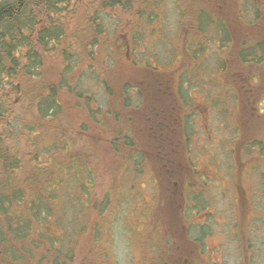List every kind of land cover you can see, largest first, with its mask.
<instances>
[{
  "label": "rangeland",
  "instance_id": "374dc122",
  "mask_svg": "<svg viewBox=\"0 0 264 264\" xmlns=\"http://www.w3.org/2000/svg\"><path fill=\"white\" fill-rule=\"evenodd\" d=\"M243 1L185 0V14L182 0H138L130 15L119 9L103 15L106 36L90 48L101 63L83 76L72 72V97L60 92L72 149L86 154L95 171L94 203L107 200L108 208L103 217L99 208L84 213L89 231L73 264H114L116 225L129 244V264H264V60L255 67L238 57L242 41H264V0ZM200 10V18L207 12L216 21L202 31ZM52 57L45 75L53 81L62 60ZM126 89L129 109L121 101ZM155 91L164 131L154 130ZM86 104L100 110L102 123ZM109 109L119 114L120 136ZM32 133L12 152L27 159ZM126 140L135 147H125ZM77 193L72 184V197ZM78 217L72 209L73 230Z\"/></svg>",
  "mask_w": 264,
  "mask_h": 264
},
{
  "label": "trees",
  "instance_id": "16d2710c",
  "mask_svg": "<svg viewBox=\"0 0 264 264\" xmlns=\"http://www.w3.org/2000/svg\"><path fill=\"white\" fill-rule=\"evenodd\" d=\"M137 1L0 0V264H73L78 244L89 231L84 213L92 207L99 208L100 217L107 212V200L94 203L92 190L97 184L92 162L86 154L72 149L69 111L60 92L65 90L72 97V72L77 68L83 76L84 71L94 69L96 62L101 63L102 57L91 54L90 48L101 45L99 38L106 36L105 30L101 31L103 15L114 9L130 15ZM184 1V13L188 14ZM240 10L243 12V5ZM200 14L201 10L199 18ZM141 15L142 11L138 12L140 18ZM210 15L214 17L204 12L200 18L201 31L203 23H216ZM239 20L245 23L241 16ZM84 25L89 26V34ZM242 43L239 60L259 66L264 60V41ZM227 45L231 47L230 41ZM250 47H256L254 54ZM54 55L62 60V65L58 78L52 81L47 80L45 71L47 60ZM96 75L105 84L100 74ZM127 89L121 94V101L129 109ZM107 92L116 98L111 90ZM76 95L82 99L91 97L82 96L81 92ZM155 95L158 98L156 91ZM86 101L89 105L90 101ZM87 104L94 120L102 123L98 119L100 110L95 112ZM109 115L115 137L120 136L123 127L116 122L119 114L109 109ZM154 130L164 131V125ZM30 131L32 149L26 159L12 150L17 140ZM46 132L51 141L44 144ZM117 142L114 139L111 145L117 148ZM37 145L41 148L35 149ZM125 147L133 149L135 145L126 140ZM72 184L79 191L74 197ZM72 209L79 214L74 230ZM100 230V225L95 224L96 236Z\"/></svg>",
  "mask_w": 264,
  "mask_h": 264
},
{
  "label": "clouds",
  "instance_id": "9594fccd",
  "mask_svg": "<svg viewBox=\"0 0 264 264\" xmlns=\"http://www.w3.org/2000/svg\"><path fill=\"white\" fill-rule=\"evenodd\" d=\"M114 264H129L130 247L124 238V230L121 225L114 228V242L110 249Z\"/></svg>",
  "mask_w": 264,
  "mask_h": 264
},
{
  "label": "flooded vegetation",
  "instance_id": "af4514ba",
  "mask_svg": "<svg viewBox=\"0 0 264 264\" xmlns=\"http://www.w3.org/2000/svg\"><path fill=\"white\" fill-rule=\"evenodd\" d=\"M158 102L156 95L154 94L153 96V100L151 101V104H153L152 108H151V114L154 116L153 119H157L158 122H156L157 124H154V126H158L161 124H164L163 122H160V117L162 116L161 112L163 111H159L158 109H156V103Z\"/></svg>",
  "mask_w": 264,
  "mask_h": 264
}]
</instances>
